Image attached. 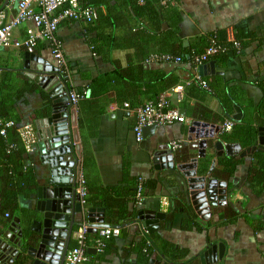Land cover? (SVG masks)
Instances as JSON below:
<instances>
[{
	"label": "crops",
	"instance_id": "obj_1",
	"mask_svg": "<svg viewBox=\"0 0 264 264\" xmlns=\"http://www.w3.org/2000/svg\"><path fill=\"white\" fill-rule=\"evenodd\" d=\"M160 5L155 19L131 10L126 0H113L108 8L101 7L103 15L107 9L111 12L112 34L119 46L109 50L96 41L102 48L99 53L92 41L98 39L97 31L101 32L100 21L96 30L95 21L65 19L56 30L70 74L69 87L85 92V97L74 105L79 145L76 160L85 179L87 197L92 200L86 201L85 206L102 208L104 222L109 226L116 222L106 220L105 204L111 206L112 215L118 214L119 208L121 214L125 210L130 212L126 213L127 218L137 217L138 212L144 215L139 232H131L129 226L133 224L120 227L127 218L119 220L120 234L104 239L102 251L94 249L91 254L99 258L97 264H264V183L249 180L253 154L255 150H264L257 146L251 156H241L247 148L237 143L240 149L228 155L224 145L236 142L222 140L221 132L231 131L234 121L242 118V108L238 106L241 117L234 120L235 109L228 118L212 90H200L196 96V85H191L195 91L188 94L190 88L186 85L192 74L173 60V53L211 36L225 45L228 54L220 60L212 58L216 73L202 77L208 82H213L214 76L229 80L242 93L243 106L247 98L260 105L264 102L260 88L264 86V0H171ZM0 11L1 22L10 19L17 12V0H0ZM142 19L146 26L141 24ZM27 26L28 23L17 26L13 37L25 38ZM24 52L23 47H0V71H21ZM34 54L35 65L57 70L48 41H40ZM197 69L194 71L198 72ZM170 74L178 78L177 84L187 88L183 100L172 104L184 113L186 120L157 126L145 133L142 130V139L137 141L133 130L135 115L123 104L129 103L133 110L154 99L158 84H162L160 79ZM94 79L99 85L90 88ZM40 101L39 95L33 93L16 103L20 117L17 132L31 125L35 141L30 151L25 148L28 155L23 170L29 182L19 185L23 190L17 196V211L2 210L0 186V238L8 233L7 228L18 213L23 215L35 206L37 187L45 185L49 176V167L43 163L36 145L34 119L42 106ZM202 109L204 113L200 114ZM260 109L261 114H256L262 123L258 129L264 127V106ZM192 121L219 126L214 137L208 139L203 157H198V148L193 145L200 139L196 136L200 130L189 132ZM226 122L231 124L228 129L223 127ZM204 130L209 131L210 126ZM172 140H181L182 146L171 149ZM216 140L222 143L221 150L214 147ZM21 142L24 146L22 139ZM221 157H234L241 162L232 174H226L218 160ZM191 158H197V176L207 175L225 182L224 188H212L215 203L209 204L208 210L202 207L204 219L191 204L190 175L175 167ZM172 160L174 167H170ZM139 184L141 195L136 198ZM103 188L110 193L101 194ZM220 189L225 192H218ZM92 217L99 215L94 212ZM29 223L26 220L25 225ZM77 228L70 245H74ZM97 237V231L89 232L90 249ZM219 244L223 245L221 258L218 249L212 248ZM167 246L174 256L166 252ZM9 259V254L0 250V264L17 263H9Z\"/></svg>",
	"mask_w": 264,
	"mask_h": 264
},
{
	"label": "water",
	"instance_id": "obj_2",
	"mask_svg": "<svg viewBox=\"0 0 264 264\" xmlns=\"http://www.w3.org/2000/svg\"><path fill=\"white\" fill-rule=\"evenodd\" d=\"M22 58L21 72L45 91L50 98L48 115L34 119L36 145L41 153L43 163L49 167V176L45 185L37 187L35 206L28 209L25 214L18 213L13 218L10 227L7 228V232L11 233L12 236H8V233L2 234L0 250L2 254H9V263L15 260L20 264H63L75 227L87 224L89 232H95L97 228L109 225L104 222L102 208H88L79 202L75 187V175L80 170L76 160L79 156V145L75 109L69 104L64 83L55 68L35 65L33 60L37 57L34 52L26 51ZM197 70L200 76L216 73L215 60L198 66ZM234 109L235 114L232 118L239 120L241 117L240 109L236 105ZM209 126V131L204 130V128L208 129ZM155 128V125H150L143 127L142 130L145 133ZM218 130L219 126L209 125L201 121L191 122L189 132L199 131L196 136L200 139L197 144L193 143L198 148V157L204 156L208 139L213 138ZM257 146L264 150V127L258 129L254 145L242 151L240 155L251 156ZM214 147L216 150H221L223 145L219 140H216ZM224 148L228 155H233L240 149V146L233 143L224 145ZM168 152L171 155V150ZM196 161L197 158H191L188 162L175 164L172 160L170 167L176 165L175 167L184 174L190 175L188 188L190 189L191 204L197 214L204 219L206 215L203 214L202 207L208 210V205L215 203L214 197L211 195L214 192L212 188L215 186L224 188L225 182L218 181L216 178H209L210 176L207 175L197 176ZM210 172L211 170L208 174ZM218 192L224 193L225 190L220 189ZM94 212L98 213L99 218L92 217ZM136 215L135 218L125 219L120 227L133 224L129 226L131 232H139L142 228L141 221L144 220V215L142 212H138ZM26 220L30 221L29 226L25 225ZM212 248L218 249L221 258L223 245L219 244L212 246ZM88 252L93 253L94 249H88Z\"/></svg>",
	"mask_w": 264,
	"mask_h": 264
},
{
	"label": "trees",
	"instance_id": "obj_3",
	"mask_svg": "<svg viewBox=\"0 0 264 264\" xmlns=\"http://www.w3.org/2000/svg\"><path fill=\"white\" fill-rule=\"evenodd\" d=\"M80 5L83 7H92L96 11V19L94 20L97 23L96 30L98 29L99 21L101 24V32L97 31L96 40L92 41L94 45V49L96 52H100L103 48L111 50L114 47H118L119 45L115 42V36L112 34L113 28V17L109 9H107L106 14L101 13V7L108 8V5L112 3L113 0H78ZM128 3V7L134 9L136 12L140 14H144L145 16L153 17L154 19L157 13L160 12V0H126ZM140 3V4H139ZM163 5V4H162ZM93 21V22H94ZM91 22V23H93ZM141 24L146 26L145 21L142 19ZM100 27V26H99ZM105 28V29H104ZM108 29V30H107ZM101 43L99 46L97 42ZM211 44H220L225 47L224 44L219 43L211 36L206 39H200L199 43L192 44L190 46L183 47L180 51H177L174 54V58L178 57L180 60L175 61L174 63L180 66L182 69L190 72L192 75L194 74V64L192 63V58L194 55L203 52L209 45ZM229 48V44L226 45ZM226 48V47H225ZM232 50L231 48H229ZM233 51V50H232ZM228 50L223 53H219L212 58L216 60H220L221 58L227 56ZM211 58V59H212ZM61 75V74H60ZM63 80L64 85L71 90L69 87V82L60 76ZM202 79L206 82L209 87V90L214 92V95L218 99L223 112L229 118L232 112L234 111V106L237 105L242 108V118L239 121H234V125L230 132H221V139L231 142H236L241 145L243 148H248L254 145V142L257 138L258 133V125L262 124L258 119L256 114H261V107L264 106V102L261 101L260 105L254 104L250 99L247 98L245 106L241 104V99L239 88L235 85H231V81L226 80L223 81L220 76H214L213 82H208V80L204 77ZM162 84H158L157 95L162 93L166 88H171L175 86L179 80L176 76L169 75L167 78H161ZM98 82L94 79L90 82L91 86L97 85ZM99 85V84H98ZM191 85H196V87H189ZM186 87H189L190 90L188 94L194 93V89L197 92L200 90H206L200 87L197 83L190 81ZM199 87V88H198ZM194 88V89H193ZM263 96H264V86H260ZM187 89V88H185ZM184 89V91H185ZM207 91V90H206ZM80 98L85 97V92L81 89L76 91ZM239 92V93H238ZM38 94L42 102L41 108L37 110L36 116L43 117L48 115L50 110V98L49 96L39 88L30 78L25 76L20 70H10L4 69L0 71V121L8 122L12 121L13 125L4 128V135L0 134V186L2 188L1 197H2V210L5 212H13L17 211V196L23 190L19 187L20 184L26 185L29 182L28 177L26 176V171L23 170L24 161L28 155L25 147L23 146L19 133L17 132V128L20 125V117L18 115V110L16 109V103L21 101L23 98H27L30 94ZM154 98V99H155ZM264 98V97H263ZM153 100V99H152ZM204 109L200 110V114H203ZM197 115L200 116L199 110H196ZM264 119V118H263ZM2 126L0 125V130ZM220 165L222 166V171L226 174H232L236 168L240 165L241 160H238L234 157H221L218 159ZM254 164L250 168V178L249 180L256 183H264V151L255 150L253 154ZM27 182V183H26ZM90 190V189H89ZM101 194L109 192L108 189L100 190ZM110 193V192H109ZM101 196V195H100ZM87 202H91V198H86ZM106 208V220L108 222H116L112 223L111 226L119 225L117 222L121 219L127 218L130 212H123L121 214V210L118 209V214L112 215L111 206L105 204ZM126 213L128 215H126ZM108 217V218H107ZM112 218H116L112 220ZM110 220V221H109ZM73 246V244H71ZM165 247V246H164ZM168 254L171 253L169 246L165 248ZM173 253L170 256H174ZM89 259L87 264H97L98 257L96 255H92L88 253ZM92 261H91V260ZM96 261V262H95ZM84 262V263H86ZM20 264V263H16Z\"/></svg>",
	"mask_w": 264,
	"mask_h": 264
},
{
	"label": "built area",
	"instance_id": "obj_4",
	"mask_svg": "<svg viewBox=\"0 0 264 264\" xmlns=\"http://www.w3.org/2000/svg\"><path fill=\"white\" fill-rule=\"evenodd\" d=\"M141 1V0H140ZM171 0H160L161 4L166 5ZM96 11L92 7H83L78 0H17V12L10 19L1 22L3 17L0 11V47H23L27 52H34L40 41H48L51 53L56 62L58 75L69 82L70 74L65 65L61 42L56 37V30L59 23L65 19L81 20L91 23L96 19ZM21 23H28L26 27L25 38L18 39L13 37V30ZM226 50L223 45L211 44L203 52L196 54L192 58L195 69L198 66L207 63L211 58ZM179 61L178 57L174 58ZM192 82L200 87L209 90L208 85L202 79L197 71L192 75ZM69 104L74 105L80 99V95L73 89L67 91ZM184 98V85L177 84L168 90L162 92L153 100H149L133 110L129 103L123 106L130 113H134L136 122L133 130L137 141L142 139V129L145 126L155 125L163 126L174 122H184L185 116L180 110L173 106V101L179 102ZM0 134L4 135V128L13 125L12 121L1 122ZM231 124L226 122L223 127L228 129ZM19 135L23 140L27 150H31L32 143L35 141V133L31 125H25L19 128ZM171 149H178L182 146L181 140H172L169 142ZM76 191L81 205H86L87 189L84 176L79 172L76 175ZM140 184L136 193V198L140 197ZM89 226L83 224L77 228L74 238V245L70 246L65 254L63 264H81L88 261V234ZM98 237L94 239L92 246L96 252H101L103 240L111 237H117L120 234L119 226H107L97 228Z\"/></svg>",
	"mask_w": 264,
	"mask_h": 264
},
{
	"label": "flooded vegetation",
	"instance_id": "obj_5",
	"mask_svg": "<svg viewBox=\"0 0 264 264\" xmlns=\"http://www.w3.org/2000/svg\"><path fill=\"white\" fill-rule=\"evenodd\" d=\"M69 246H71V245H69Z\"/></svg>",
	"mask_w": 264,
	"mask_h": 264
}]
</instances>
